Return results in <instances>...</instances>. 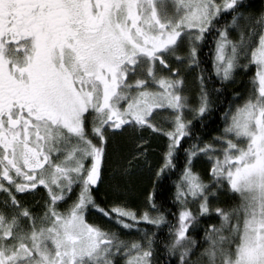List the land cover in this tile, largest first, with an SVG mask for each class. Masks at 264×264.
Masks as SVG:
<instances>
[{
  "label": "snow or ice",
  "instance_id": "snow-or-ice-1",
  "mask_svg": "<svg viewBox=\"0 0 264 264\" xmlns=\"http://www.w3.org/2000/svg\"><path fill=\"white\" fill-rule=\"evenodd\" d=\"M0 264H264V0H0Z\"/></svg>",
  "mask_w": 264,
  "mask_h": 264
},
{
  "label": "trees",
  "instance_id": "trees-1",
  "mask_svg": "<svg viewBox=\"0 0 264 264\" xmlns=\"http://www.w3.org/2000/svg\"><path fill=\"white\" fill-rule=\"evenodd\" d=\"M205 51H207V50H205ZM230 94L231 93H229V95ZM213 119H215V118H213ZM214 127H215V124L212 123L211 121H209L208 131H211V129ZM187 146H188V144L186 143L185 147H187ZM153 151H154V155H153L152 159L154 160L155 156L158 155V150L155 146H154ZM180 159L182 161L183 153L180 154ZM174 179H175V177L173 176L171 179L165 180L163 182V187L161 189H158V195H157L158 201L162 198H166L169 195V193L171 191L172 180H174ZM109 184H110V180L108 178V175L106 174L105 183L102 186V191L100 194L101 199L103 198V191L108 188ZM146 191H151V187H150L149 182H148V174L145 172V173H143L141 178L138 180V182L135 184L133 191L131 192V199L135 205H140L143 203ZM209 222H211V221H209ZM173 223H175L174 220H173ZM205 226H206V224L202 222L201 227H205ZM200 236H203V232L200 233Z\"/></svg>",
  "mask_w": 264,
  "mask_h": 264
}]
</instances>
